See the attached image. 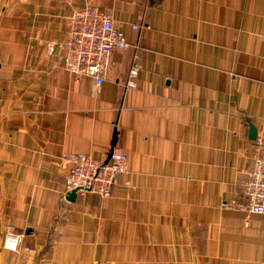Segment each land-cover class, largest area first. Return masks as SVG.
Instances as JSON below:
<instances>
[{"label": "crops", "instance_id": "crops-1", "mask_svg": "<svg viewBox=\"0 0 264 264\" xmlns=\"http://www.w3.org/2000/svg\"><path fill=\"white\" fill-rule=\"evenodd\" d=\"M88 5L129 43L98 92L47 55ZM252 128L264 140V0H0V264L263 261L264 216L227 206ZM114 139L129 170L111 196L67 200L64 156L106 161Z\"/></svg>", "mask_w": 264, "mask_h": 264}, {"label": "built area", "instance_id": "built-area-1", "mask_svg": "<svg viewBox=\"0 0 264 264\" xmlns=\"http://www.w3.org/2000/svg\"><path fill=\"white\" fill-rule=\"evenodd\" d=\"M70 31L65 41L51 42L47 46V55L53 56L56 49L62 51L63 68L76 78H89L95 83V90L104 84L114 61V55L124 52L129 43L126 35L115 28L111 12L98 6L88 5L76 11L69 19ZM134 31L141 26H132ZM141 65L136 64L130 71L126 83L127 90L137 89V78ZM64 161L72 165L66 182L67 195L76 192L77 195L95 194L108 198L112 189L119 184L122 175L129 170L127 153L120 147L113 146L106 161H100L87 154L69 153ZM245 202L235 201L227 204L245 212L248 216H264V140L259 137L255 141L254 166L248 172L244 190ZM22 243V236L8 232L4 248L17 252ZM28 250V248H26ZM255 264H264V260Z\"/></svg>", "mask_w": 264, "mask_h": 264}, {"label": "water", "instance_id": "water-1", "mask_svg": "<svg viewBox=\"0 0 264 264\" xmlns=\"http://www.w3.org/2000/svg\"><path fill=\"white\" fill-rule=\"evenodd\" d=\"M252 138L253 139H256L257 137V131L256 129L252 128V134H251ZM116 144V139H114V142H113V145ZM115 146V145H114ZM77 198V193L74 191L72 193H70L68 196H67V200L69 201H75V199Z\"/></svg>", "mask_w": 264, "mask_h": 264}]
</instances>
